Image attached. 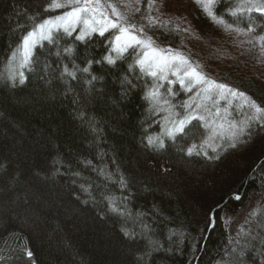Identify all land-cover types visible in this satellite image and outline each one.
Masks as SVG:
<instances>
[{
  "label": "trees",
  "instance_id": "trees-1",
  "mask_svg": "<svg viewBox=\"0 0 264 264\" xmlns=\"http://www.w3.org/2000/svg\"><path fill=\"white\" fill-rule=\"evenodd\" d=\"M48 3L0 0V264H264V127L253 121L236 140L210 139L205 121L192 120L184 132L165 134L164 107L179 120L191 109L186 100L195 108L197 90L141 72L131 49L109 65V33L79 41L78 30L56 32L54 43L33 49L23 83L9 78L7 62L23 35L65 10L45 12ZM239 3L217 0L212 11L239 28L252 25L245 41L264 36L261 14L231 15ZM140 7L137 20L149 14L147 0ZM193 14L187 42L210 63L247 69L237 57L239 35L206 12ZM148 35L161 48H185L172 23H156ZM258 66L226 85L264 106ZM84 67L88 73L77 70ZM155 85L157 99L146 98ZM225 97L219 106L229 122L251 114L243 98ZM247 206L231 234L224 216Z\"/></svg>",
  "mask_w": 264,
  "mask_h": 264
},
{
  "label": "snow or ice",
  "instance_id": "snow-or-ice-1",
  "mask_svg": "<svg viewBox=\"0 0 264 264\" xmlns=\"http://www.w3.org/2000/svg\"><path fill=\"white\" fill-rule=\"evenodd\" d=\"M142 2L143 0H49V3L44 8L45 12L57 9H65V11L55 17L34 22L31 30L23 35L20 44L13 52V56H17V53L21 54L19 67L24 68L30 62L32 49L41 41L54 43L56 40L54 33L56 32L62 30L63 33L71 36L77 30V27L81 26L79 27V35L75 37L79 41H84L93 34H99L101 37H104L105 33H109L111 37L109 39V53H115V57L109 54L103 58L109 65L115 64L118 59L124 57L125 53H128L131 49L132 52L136 53L135 65L140 67L141 72H146L152 77H157L158 73H160L159 79H167L166 74L170 71L173 76H176L177 81L185 91H191L197 85L202 86V100H213L215 103L216 96L225 98V94L243 98L245 104L251 110V114L239 123L228 122V131L233 140L238 139L240 135L245 133L246 128L251 127L250 122H258L264 127V106L246 96L244 92L237 91L226 84L217 83L206 77L202 72L197 70L198 65L193 67L190 61L181 53L173 52L171 49L164 50L156 46L153 37L148 35V29L157 23L158 17L153 18L150 14H142L139 20H137V14L142 12L140 7ZM195 2L203 8L208 16L212 17L216 23L224 25L228 31L235 32L237 35H250L255 31L252 25H249L245 30L226 23L222 18H217L212 11L217 0H195ZM153 10H158L156 9V0H147V13H151ZM244 12H256L264 16V0H240L239 5L231 10V15L237 16ZM144 20L148 21V23H141ZM254 39L264 42V36H259L250 38L247 43L252 44ZM137 49L142 51V55L137 52ZM64 52L71 54L72 49L70 47L65 48ZM261 54L264 55V46L261 47ZM89 63L92 62L89 61ZM73 67L76 66L74 65ZM129 68L132 69L133 65H129ZM77 70L84 73L89 72L88 67H84L83 69L77 68ZM64 72L73 79L76 78L75 71H70L68 67H65ZM15 75L16 73L10 78H14ZM18 75L20 83H23L24 73L20 71ZM95 79L97 77L93 76L92 80ZM168 91L171 93L172 89ZM198 95L200 94L198 93ZM158 96L159 85H155L147 93L146 98L156 100ZM164 103H168V101L165 100ZM201 106L200 103H197L192 112H189L182 119L174 121V127L168 131V135L172 136L175 133L184 132L185 126L192 120L205 121L204 126L207 127L208 122L205 117L194 114L195 110L201 108ZM183 107L188 109L192 106L185 102ZM205 111H207L206 107ZM225 114L227 115V109H225ZM210 115L212 114L210 113ZM214 116L220 117L219 108H217ZM219 127L223 129L224 125L220 124ZM149 143H152V141L149 140ZM230 146L235 147L236 145L232 143ZM195 147L193 145L192 148H189V154H191ZM236 199L239 200L240 197L237 196ZM125 235H128V233H125ZM26 254L29 258L33 255L31 251H27Z\"/></svg>",
  "mask_w": 264,
  "mask_h": 264
},
{
  "label": "rangeland",
  "instance_id": "rangeland-1",
  "mask_svg": "<svg viewBox=\"0 0 264 264\" xmlns=\"http://www.w3.org/2000/svg\"><path fill=\"white\" fill-rule=\"evenodd\" d=\"M198 6L199 5H197L195 0H156V9H158V10H153L149 14L153 18L158 17L157 23L167 22V23H172L173 25H175L177 29H180L182 31L183 38H184V40H186L184 42V45H185L184 49H178V48L175 49V48H170V47L161 48L157 45L156 46L158 48H161L164 50L171 49L173 52L181 53L183 56H185L190 61L191 65L193 67H196L198 65L199 66L197 68L198 71L202 72L206 77L210 78L213 81H216L217 83L226 84L227 81L230 80L233 83V85H235L238 76H241L242 72H243V74H245L247 76H249L250 73L256 72L255 69H253L252 67H255L258 65L261 66V63H264V58H262L263 56L259 55L261 53V51H258V49H257L259 44L258 45L255 44V46L252 50L253 52L248 51L247 47L254 45V43H252V44L247 43V40L245 41L243 36H241V35H239V37L238 36L236 37V40L239 42V44L237 45V51H238L237 57L240 56L241 58H243L241 61L243 62V64H245V67L249 70L242 68L239 65L234 66L236 69L229 70V68H227V67L225 68L222 65H215L213 63H210L205 59L204 52L201 51V49L198 46L196 47L193 44L191 46L187 42V41H189V38L186 39L188 37V35H191V33L193 34L192 22H193V18L195 16L193 14V12H195L196 10H199V12H201L202 14H205L203 8L201 6H199V7ZM62 12L63 11H61L57 15L62 14ZM191 24H192V26H191ZM79 27H81V26L77 27L78 35H79ZM192 40L194 42L193 35H192ZM43 42H45V41H41L38 45H40ZM33 49H32V52H33ZM235 53H236V51H235ZM248 54H250V56ZM141 55H142V51H141ZM20 58H21L20 53H17V56H15V57L13 56V53H12V55L9 57L8 62H7V66H6V74L9 78L11 76H13L14 73H16V75L14 76V79L16 77L19 79L18 72L22 71L25 68V67L24 68L19 67ZM251 58H253L252 62H251ZM229 62L234 63V61H229ZM232 63L230 65L229 64L228 65L231 66ZM258 71H259L258 76H260L262 78V81L264 82V69H262L260 67ZM159 75H160V73H158V76L155 77V79L160 83H164L165 81L178 82L176 76H173L170 71L166 74L167 79H159ZM11 79H13V78H11ZM201 87L202 86H200V85H197L195 87V89L197 90V92L195 93L197 95L195 102H196V104L200 103L202 105L201 106L202 107V113H200L199 115L204 116L206 121L208 122L207 127L210 129V132H211V134L209 135L210 139H212V137L217 138V136H219V135H220V137H222L224 139L231 138V134L228 131V122H229L228 121V114L227 115L225 114L226 107L224 106L225 107L224 108V107L219 106L220 102L222 100H224L226 97L221 98L220 96H216L215 97V103L213 102V100H202L201 97H202L203 93H201ZM198 93L200 95H198ZM229 101H231V99H229ZM186 102H187V100H186ZM207 105H208V107H207ZM205 107L207 108V111H205ZM217 108L220 109V117L219 118L214 116ZM163 111H165V115H166V116H164V120H163V124L165 126L164 133L168 135V131L170 129H173V127H174V121L176 120V114H175V112H173V114H172V111L167 109L166 107H164ZM192 111H193V109L191 107L189 112H192ZM189 112L187 111L183 116L180 117V119H182L184 116H186ZM196 113L198 114L199 111ZM210 113L212 115H210ZM220 124L224 125L223 129H221L219 127ZM251 207L252 206L245 207L236 216H233V217L224 216V220L226 222L227 228L231 234H234L235 232H237V230H240L242 228V224L244 223L248 212L251 210Z\"/></svg>",
  "mask_w": 264,
  "mask_h": 264
}]
</instances>
